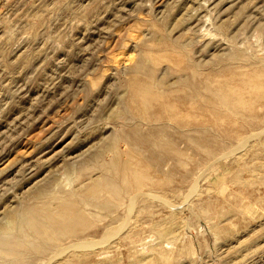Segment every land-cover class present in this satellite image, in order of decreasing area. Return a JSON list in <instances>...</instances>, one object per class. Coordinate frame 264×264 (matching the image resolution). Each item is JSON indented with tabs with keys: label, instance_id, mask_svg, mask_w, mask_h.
I'll use <instances>...</instances> for the list:
<instances>
[{
	"label": "rangeland",
	"instance_id": "rangeland-1",
	"mask_svg": "<svg viewBox=\"0 0 264 264\" xmlns=\"http://www.w3.org/2000/svg\"><path fill=\"white\" fill-rule=\"evenodd\" d=\"M0 264H264V0H0Z\"/></svg>",
	"mask_w": 264,
	"mask_h": 264
},
{
	"label": "bare ground",
	"instance_id": "bare-ground-1",
	"mask_svg": "<svg viewBox=\"0 0 264 264\" xmlns=\"http://www.w3.org/2000/svg\"><path fill=\"white\" fill-rule=\"evenodd\" d=\"M131 87L133 89L132 90V93H131L132 94V99H133V102H134L133 103V106L138 111L145 110L146 108H148L150 106H153V105L154 106L158 105V106H160V108L164 109L165 111H169L168 118H169V121L170 122H175L176 121V117H178L179 115H182V114H184L186 112V110H184V108L181 107V106H185V104L178 103V105H176L175 103L168 102L167 101V98L168 97L166 95H163L164 97L163 96H159V98H157L158 97L157 94L160 93L161 90H158L157 85H155V84L154 85L153 84L152 85L151 84H147V82H145L144 80H141L140 78L137 77V78H135L132 81ZM230 89H232V88H230ZM219 90H220V92H218V94H216V95H217L218 103L222 107V109H225V111H227L228 114L231 113V112H233V111H236V112H239L240 113L239 110L243 107V105L246 104V102H244L242 100H239V99L232 98V96H229L227 94V92H224L223 89H219ZM209 92L212 93V90L210 89ZM214 108H216V107H214ZM212 110L215 111L214 109H212ZM188 111H187V113H189ZM206 111L211 112L210 108H208ZM155 121H157V122L161 121V119L159 118V116L157 118H155ZM244 141H247V140H244ZM153 144H154V146L155 145L156 146H160L161 145V143L158 142V141L156 143L153 142ZM172 144H173V142L172 143L170 142V145L171 146H172ZM173 145H175V144H173ZM139 151L143 153V149L142 148H140ZM154 155H155V153H154ZM150 156H152V153H151ZM140 161L138 160V158H136V157H134V156L126 153L125 155H123V158L121 160V163L119 164V170H120L121 173L123 172L122 173L123 176H126L127 178L130 176L129 179H131L132 178L131 174L134 173L133 172L134 171L133 169L135 167L139 166L138 164H140ZM118 175H119V173H118ZM119 177H121V176H119ZM121 179H122V177H121ZM121 179H119V180H121ZM54 259H56V258H54Z\"/></svg>",
	"mask_w": 264,
	"mask_h": 264
}]
</instances>
